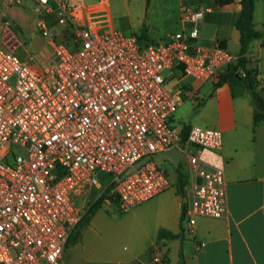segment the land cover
<instances>
[{
    "label": "built area",
    "instance_id": "2783aa9c",
    "mask_svg": "<svg viewBox=\"0 0 264 264\" xmlns=\"http://www.w3.org/2000/svg\"><path fill=\"white\" fill-rule=\"evenodd\" d=\"M32 4L46 41L29 60L0 15V264H62L96 198L125 211L172 186L153 156L172 147L181 150L189 229L198 216H224L223 132L192 124L184 137L168 83L181 71L197 85L187 99H198V86L218 80L238 54L199 43L197 27L160 41L124 33L108 0ZM182 17L197 21L199 12L187 5ZM153 260L168 264L161 253Z\"/></svg>",
    "mask_w": 264,
    "mask_h": 264
},
{
    "label": "crops",
    "instance_id": "0c3cea01",
    "mask_svg": "<svg viewBox=\"0 0 264 264\" xmlns=\"http://www.w3.org/2000/svg\"><path fill=\"white\" fill-rule=\"evenodd\" d=\"M67 1L82 4L97 0ZM108 1L114 24L122 31L144 32L153 40L197 27L199 43L212 46L218 42L239 54L240 0L227 4H219L216 0H137L140 14L133 12L128 4L118 21ZM187 5L199 12L197 21L183 19L182 10ZM3 10L18 25H28L25 17L9 6L7 0H0V12ZM123 17L126 20H120ZM253 22L262 35L250 43L247 67L254 71L257 88L264 97V0H255ZM34 29L37 31L36 25ZM17 35L21 42L17 50L20 53L24 40ZM217 82H209V87H205L207 82L198 86L199 98L188 99L198 108L197 117L201 123L223 132L221 153L226 161V214L222 217L198 216L190 230L182 218L184 202L175 187V174L174 187L125 210L129 211L126 227L134 240V248L128 252L101 248L105 251L103 255L86 248L82 232L85 226L93 224V215L80 232L72 233L62 264H157L153 258L158 253L167 257L168 264H264V121L255 120V103L244 85L224 82L215 86ZM168 86L180 103H184L188 100L187 91L197 85L191 77L175 70ZM176 122L181 127L192 125L181 119Z\"/></svg>",
    "mask_w": 264,
    "mask_h": 264
},
{
    "label": "rangeland",
    "instance_id": "374dc122",
    "mask_svg": "<svg viewBox=\"0 0 264 264\" xmlns=\"http://www.w3.org/2000/svg\"><path fill=\"white\" fill-rule=\"evenodd\" d=\"M84 1L90 0H79L75 1V3H81ZM9 6L15 7L19 11V13L25 17L26 21H28V25L22 27L15 23L10 14L7 11L0 12L4 18H8L12 21L13 30L19 34L24 40V46L20 50L21 56L24 59H27L31 53L37 51L43 43H45V39L40 36L38 31H35V25L37 16L33 11V4L29 0H22V3L18 4L13 2L12 0H7ZM111 6L113 8L114 16L116 20H119L120 15H123L125 12L126 6L129 4L132 11L140 14L138 9L137 0H110ZM124 16V15H123ZM120 20H126L125 17L120 18ZM124 33H130L123 31ZM154 41H160L161 39H153ZM206 84V83H205ZM211 83L207 82L205 87H209ZM198 108L194 107L193 104L189 101H185L184 103H180L176 112V120L181 119L184 123L193 124V125H202L209 126L208 124L201 123L197 117ZM175 120V123L178 124ZM157 162L168 171L172 186L174 187V180L176 170L172 163L165 158H158ZM182 168V167H181ZM101 177H105L106 179L110 178V175L107 173L100 174ZM104 184V182H103ZM176 187V186H175ZM100 190H94V192L90 195V201L94 199V196ZM96 198L91 205L97 200ZM90 205V206H91ZM129 211L121 210L116 203L107 205L102 202L101 206L96 209L94 214V221L91 226L83 229V242L85 243L86 248H91V250L97 251V255H103L105 253L104 250H100L101 248H119L122 252H128L132 248H134L135 243L132 238L130 231L126 227V220L128 218ZM83 224H80L78 228H76L75 232H80ZM87 264H94L93 262H88Z\"/></svg>",
    "mask_w": 264,
    "mask_h": 264
},
{
    "label": "trees",
    "instance_id": "16d2710c",
    "mask_svg": "<svg viewBox=\"0 0 264 264\" xmlns=\"http://www.w3.org/2000/svg\"><path fill=\"white\" fill-rule=\"evenodd\" d=\"M219 4H227L232 0H216ZM241 10L237 19V28L240 33V51L238 58L231 63L218 79L215 86H218L224 82H239L245 86L247 91L250 93L256 107L255 120L257 122L264 121V97L261 95L257 88L256 75L252 69L247 67L246 54L249 51L250 43L259 37L262 32L258 30L253 22V14L255 9V0H240ZM137 33V32H136ZM141 37H147L144 32L137 33ZM148 38V37H147ZM243 70V72L240 71ZM189 126L184 125L183 135L186 137ZM186 175L178 168L176 170V188L177 192L184 195V185L186 183ZM103 202V196H100L85 212L82 220L78 224L86 225L92 216L94 215L97 208L101 206ZM184 208V204H183ZM184 211V210H183ZM183 218V214H182ZM77 226V228H78Z\"/></svg>",
    "mask_w": 264,
    "mask_h": 264
},
{
    "label": "water",
    "instance_id": "95a60500",
    "mask_svg": "<svg viewBox=\"0 0 264 264\" xmlns=\"http://www.w3.org/2000/svg\"><path fill=\"white\" fill-rule=\"evenodd\" d=\"M154 157L157 158H165L168 159L173 167L175 169L179 168V163H180V158H181V150L177 147H172L168 150L165 151H161V152H157L155 154H153ZM148 157H144L143 159L140 160V162L138 164H142L146 161H148Z\"/></svg>",
    "mask_w": 264,
    "mask_h": 264
}]
</instances>
